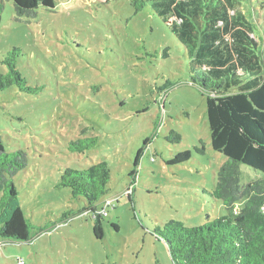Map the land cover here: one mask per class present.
I'll list each match as a JSON object with an SVG mask.
<instances>
[{"label":"rangeland","instance_id":"374dc122","mask_svg":"<svg viewBox=\"0 0 264 264\" xmlns=\"http://www.w3.org/2000/svg\"><path fill=\"white\" fill-rule=\"evenodd\" d=\"M131 1L54 0V9L39 7L35 19L17 22L14 1L0 0V73L7 72L4 55L16 47L23 51L17 69L28 85L42 87L38 95L15 87L0 92L6 151L27 154L14 184L33 227L29 242L0 238V264H171L157 230L171 221L198 227L227 214L210 196L227 159L211 148L205 97L185 45L149 0L135 15ZM242 9L252 16L249 6ZM167 82L173 87L160 110L155 101ZM169 131L181 140L169 138ZM84 137H96L97 147L68 150ZM139 149L131 203L126 188ZM183 152L189 160L167 164ZM101 161L110 168L107 197L115 208L101 219L103 238L97 240L93 221L77 215L85 200L74 199L59 181L67 168ZM239 172L242 186L262 177L242 164ZM73 209L77 216L63 218Z\"/></svg>","mask_w":264,"mask_h":264},{"label":"trees","instance_id":"16d2710c","mask_svg":"<svg viewBox=\"0 0 264 264\" xmlns=\"http://www.w3.org/2000/svg\"><path fill=\"white\" fill-rule=\"evenodd\" d=\"M13 1L17 22L35 19L39 7L54 9V0ZM149 1L172 34L185 45L193 81L205 97L211 148L227 159L210 193L223 203L227 214L198 227L171 221L156 235L167 246L171 264H264V0ZM130 4L134 15L147 7L146 0H132ZM243 4L250 7L252 16L244 13ZM1 12L2 5L0 21ZM257 17H262V23ZM168 51L164 50L165 58ZM21 56L23 51L16 47L4 55L1 63L7 72L0 73V92L15 87L20 93L38 95L42 87L28 85L17 69ZM168 86L173 87L167 82L159 89V101L155 102L160 110ZM168 136L175 142L181 140L174 131H169ZM97 144L96 137H84L67 146L72 153H84ZM141 154L139 149L134 170L129 173L131 180L126 191L130 194L126 196L131 203ZM189 157V152L178 153L167 164H180ZM241 164L260 172L262 177L242 186ZM26 167L27 154L23 150L7 152L0 130V238L4 240L29 242L31 238L33 227L21 211L14 184L15 176ZM109 182L106 161L81 170L67 168L59 181L74 199L82 197L86 202L81 212L73 209L63 213V218L69 213L73 217L85 215L93 221L97 240L103 238L101 219L108 216L109 207L115 208L113 199L107 197ZM112 227L118 231L117 226Z\"/></svg>","mask_w":264,"mask_h":264},{"label":"built area","instance_id":"2783aa9c","mask_svg":"<svg viewBox=\"0 0 264 264\" xmlns=\"http://www.w3.org/2000/svg\"><path fill=\"white\" fill-rule=\"evenodd\" d=\"M109 204V202L107 203V205ZM105 210L102 211V213L104 212ZM18 264H21V262H19Z\"/></svg>","mask_w":264,"mask_h":264}]
</instances>
